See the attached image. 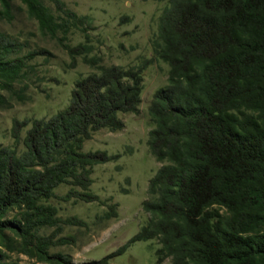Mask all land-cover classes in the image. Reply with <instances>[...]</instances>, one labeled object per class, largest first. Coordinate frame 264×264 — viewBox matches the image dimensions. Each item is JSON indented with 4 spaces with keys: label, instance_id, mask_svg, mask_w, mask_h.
<instances>
[{
    "label": "trees",
    "instance_id": "trees-1",
    "mask_svg": "<svg viewBox=\"0 0 264 264\" xmlns=\"http://www.w3.org/2000/svg\"><path fill=\"white\" fill-rule=\"evenodd\" d=\"M49 1L57 15L41 0H21L39 31L53 38L59 33L61 41L85 17L60 0ZM165 1L150 42L154 58L168 66L167 84L148 107L154 126L146 141L164 164L141 204L146 224L117 251L82 263L50 252L68 243L66 237L39 233L84 224L75 216L58 217L46 201L62 183L80 189L66 197L97 201L89 191L92 167L110 158L84 153L83 142L100 128L121 130L118 112L137 113L140 70L96 65L87 56L85 33L84 43L61 45L70 66L81 57L98 73L74 82L65 109L32 120L23 151L0 144V264H22L9 259L15 248L30 260L26 264H108L128 244L153 239L158 260L168 264H264V0ZM0 7L8 16L9 0H0ZM13 48L0 34V88L11 92L25 66L12 57ZM23 126L13 120L15 144Z\"/></svg>",
    "mask_w": 264,
    "mask_h": 264
},
{
    "label": "rangeland",
    "instance_id": "rangeland-1",
    "mask_svg": "<svg viewBox=\"0 0 264 264\" xmlns=\"http://www.w3.org/2000/svg\"><path fill=\"white\" fill-rule=\"evenodd\" d=\"M64 7L77 16L85 17L82 25L71 27L66 38L59 40L42 34L36 20L28 16L21 0H9L8 16L0 13V34L13 43L12 57L23 59L21 76L12 84V92L0 88V144L23 151L21 139L33 119H48L65 109L70 92L77 79L96 72L77 57L70 66V58L61 44L76 46L85 42L88 34L89 58L96 65H116L123 69H139L142 76L137 113H120L123 128L109 131L100 128L91 132L82 151L106 153L105 163L92 167L89 191L97 201L86 202L66 194L80 189L70 184H59L54 196L46 203L55 207L58 217L75 216L82 225L60 224L59 232L42 228L41 235L55 239L66 237L68 243L50 248L52 253L66 255L73 263L99 260L127 244L148 220L142 202L148 200L150 178L164 162L156 161L147 148L148 132L153 122L148 107L154 92L167 84L168 66L154 58L150 40L156 34L159 16L165 0H60ZM57 15L49 0H41ZM1 9V7H0ZM81 29H84L81 31ZM32 54V58L29 56ZM16 119L25 124L20 130L19 143L11 137ZM114 211V214L111 213ZM56 233V234H55ZM155 239L135 241L108 264H168L169 259L158 260ZM9 259L22 264L30 260L15 248ZM36 264H47L37 262Z\"/></svg>",
    "mask_w": 264,
    "mask_h": 264
}]
</instances>
